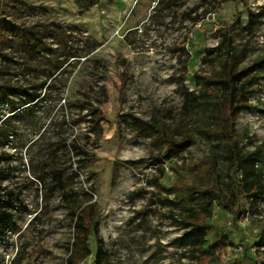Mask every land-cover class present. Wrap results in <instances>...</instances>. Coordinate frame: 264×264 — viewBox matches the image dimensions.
<instances>
[{
  "label": "rangeland",
  "instance_id": "rangeland-1",
  "mask_svg": "<svg viewBox=\"0 0 264 264\" xmlns=\"http://www.w3.org/2000/svg\"><path fill=\"white\" fill-rule=\"evenodd\" d=\"M227 29L247 179L204 132ZM0 84V264H264V0H0Z\"/></svg>",
  "mask_w": 264,
  "mask_h": 264
},
{
  "label": "trees",
  "instance_id": "trees-1",
  "mask_svg": "<svg viewBox=\"0 0 264 264\" xmlns=\"http://www.w3.org/2000/svg\"><path fill=\"white\" fill-rule=\"evenodd\" d=\"M223 37L227 47L226 60L222 63L221 69L208 79L207 86L202 90V93L207 95L208 107L210 106V114L208 121L205 122L204 132L214 135L215 138L222 142L226 156L234 163V171L242 170L247 179L252 173L251 171L254 170L255 162L245 158L238 150L236 119L249 101L250 88L255 81V76H251L248 79V75L245 74L246 70L241 67V54L237 50L235 52L228 29L223 33ZM8 90L15 89L5 84H0V100L8 93ZM171 144L176 145L177 142L172 140ZM210 168L213 171L214 164H211ZM248 188L251 193L256 194L260 190V184L253 181L248 185ZM190 189L194 190L191 193H198L210 204L216 198L221 197V190L213 183H210L207 187L195 186L194 188L189 187ZM188 224L191 226V231L187 233L186 244L195 252L201 253L202 256L199 257L201 261L206 259L207 262L209 251L215 245L206 238L210 225L205 221H200L197 217H192ZM82 235H85V233L79 231L76 250L69 257V264H81L83 258L86 257L83 252L85 244L82 243Z\"/></svg>",
  "mask_w": 264,
  "mask_h": 264
}]
</instances>
